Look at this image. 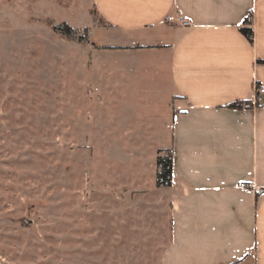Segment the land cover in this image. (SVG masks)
Here are the masks:
<instances>
[{"label": "rangeland", "instance_id": "obj_1", "mask_svg": "<svg viewBox=\"0 0 264 264\" xmlns=\"http://www.w3.org/2000/svg\"><path fill=\"white\" fill-rule=\"evenodd\" d=\"M102 24L89 0H0V264L162 263L151 178L171 140L144 135L163 120L145 72L95 55L115 43Z\"/></svg>", "mask_w": 264, "mask_h": 264}, {"label": "crops", "instance_id": "obj_2", "mask_svg": "<svg viewBox=\"0 0 264 264\" xmlns=\"http://www.w3.org/2000/svg\"><path fill=\"white\" fill-rule=\"evenodd\" d=\"M89 2L115 41L95 55L126 60L133 81L145 72L163 120L144 135L171 140L151 178L171 208L161 264H264V105L227 107L264 88V0ZM250 12L253 43L240 31ZM171 149L173 185L158 188L157 158Z\"/></svg>", "mask_w": 264, "mask_h": 264}, {"label": "trees", "instance_id": "obj_3", "mask_svg": "<svg viewBox=\"0 0 264 264\" xmlns=\"http://www.w3.org/2000/svg\"><path fill=\"white\" fill-rule=\"evenodd\" d=\"M245 26L240 29L241 33L251 42H254V29H253V13L250 12L245 20ZM55 31L67 36L73 37L76 35V30L69 24L64 23L55 27ZM85 36L80 37L81 43L88 42L89 30L85 29ZM264 64V62H261ZM230 109L242 110L253 108L252 102L239 101L229 106ZM157 187L158 188H170L173 185V172H174V152L173 149L167 151H160L157 158Z\"/></svg>", "mask_w": 264, "mask_h": 264}, {"label": "built area", "instance_id": "obj_4", "mask_svg": "<svg viewBox=\"0 0 264 264\" xmlns=\"http://www.w3.org/2000/svg\"><path fill=\"white\" fill-rule=\"evenodd\" d=\"M182 26L191 27L192 23L189 22L188 20L182 19ZM262 105H264V88L256 85V96L253 101V106L260 107ZM241 187L246 188L247 186L245 184H242Z\"/></svg>", "mask_w": 264, "mask_h": 264}]
</instances>
